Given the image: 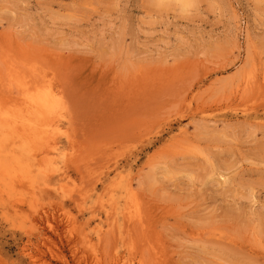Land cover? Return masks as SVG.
Returning <instances> with one entry per match:
<instances>
[{
  "label": "rangeland",
  "instance_id": "374dc122",
  "mask_svg": "<svg viewBox=\"0 0 264 264\" xmlns=\"http://www.w3.org/2000/svg\"><path fill=\"white\" fill-rule=\"evenodd\" d=\"M0 134V264H264V0H0Z\"/></svg>",
  "mask_w": 264,
  "mask_h": 264
},
{
  "label": "bare ground",
  "instance_id": "6f19581e",
  "mask_svg": "<svg viewBox=\"0 0 264 264\" xmlns=\"http://www.w3.org/2000/svg\"><path fill=\"white\" fill-rule=\"evenodd\" d=\"M24 95L27 97L28 102H29L30 119L27 122L25 120H23L22 123L17 126L18 129L16 127H14V128L11 127V128L13 129L12 131H14V133H15L14 134L15 137H16V135H19L20 137H22L23 133H21V132L24 131V133H26L27 135H25V137L23 139H25L26 141L32 139V141L30 140L31 142L27 143L25 146L26 147L28 146V148H31V147H36V146L40 145L41 141H44L45 133L49 129V121H50L52 113L55 112L56 105L54 102H52V100L50 99V97L47 93L40 94V93H36V92H32V91H28V92L25 91ZM7 117L10 118L9 116H7ZM38 122L41 123L42 126H45V127L40 128V127L35 126L34 124H36ZM16 123H18V122L16 121ZM9 124L12 125L11 122ZM47 127H48V129H47ZM15 128L17 129V131ZM4 140H6V139L4 138ZM0 141H3V140H0ZM3 145H5V141H4V143L0 142L1 153L3 152V150H2ZM11 148H12V146H11ZM12 151H14V149H12ZM9 155L10 154L5 155V157H6L5 159L8 161V163L6 164V163H4L6 161H4L3 163L0 164V170H2V169L8 170V171H0V176L3 178V181L5 180V178H8V177H10L11 181L16 180L15 178H13V176H15V174L17 173L16 164H18L19 162L16 160L17 158L16 159H14L15 157L12 158L13 154L11 156H9ZM9 171L14 172L13 176H12V174L9 173Z\"/></svg>",
  "mask_w": 264,
  "mask_h": 264
}]
</instances>
